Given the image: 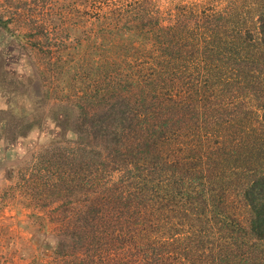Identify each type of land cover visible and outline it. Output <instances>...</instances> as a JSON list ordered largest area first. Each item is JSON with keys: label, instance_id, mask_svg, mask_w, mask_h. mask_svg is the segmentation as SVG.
Listing matches in <instances>:
<instances>
[{"label": "trees", "instance_id": "obj_1", "mask_svg": "<svg viewBox=\"0 0 264 264\" xmlns=\"http://www.w3.org/2000/svg\"><path fill=\"white\" fill-rule=\"evenodd\" d=\"M246 1L6 0L0 84L12 49L26 87L0 88V137L52 127L22 181L63 209L31 264H264V0Z\"/></svg>", "mask_w": 264, "mask_h": 264}, {"label": "rangeland", "instance_id": "obj_2", "mask_svg": "<svg viewBox=\"0 0 264 264\" xmlns=\"http://www.w3.org/2000/svg\"><path fill=\"white\" fill-rule=\"evenodd\" d=\"M177 1L180 2L185 12L188 10L200 11L202 8L208 9L209 11L213 9L217 10L227 2V0ZM171 3L172 0H160L159 8L164 14L167 13V9H169ZM249 3L250 0L246 1V5H249ZM4 7L6 8V0H0V12L5 9ZM239 10L242 14L244 13L241 6ZM0 37L3 38L1 32ZM14 56L15 54H13L11 49L6 66V72L9 78L0 84L2 90L8 87L16 89L12 93L23 91L26 87L21 82L15 81V84H12L14 79H17L16 77L19 73H22L19 72L20 69L17 67ZM16 71H18V74ZM37 85L38 83L29 85L27 95H24V97L21 95L18 96V103H21V101H27L29 103L31 99L28 96H34L40 93ZM4 100H0V110L6 108V101L8 99ZM26 108L31 109V106L28 104ZM43 128L45 129V127ZM51 128V126H47V129H45L46 132ZM42 129L33 130L25 138H19V140L12 143L13 145L1 140L0 137V264H31L30 260L35 254L31 252L34 251L33 246L41 245L45 241L44 234L49 236L50 233L60 230V223L56 221V218L57 214L63 210L61 203L55 201L43 208V203H36V201L27 197L30 196V193H28V190L29 192L31 191L30 187L32 188L37 185V179L34 182H29L30 187L28 183L22 181L23 176L27 180L28 177L34 175L31 172H35L36 170V166L34 165L36 160L30 161V159L37 155L43 148L45 149L52 144L50 141L54 140L50 139L53 137H46ZM52 132L54 133L55 131L53 130ZM17 182L20 183L19 187L15 185ZM69 206L75 207L74 205H68L66 207ZM33 215L41 217L42 221L33 218ZM39 240L42 241L40 242Z\"/></svg>", "mask_w": 264, "mask_h": 264}]
</instances>
